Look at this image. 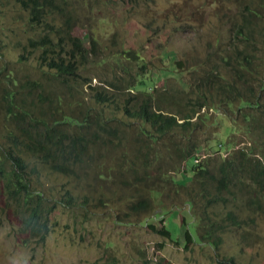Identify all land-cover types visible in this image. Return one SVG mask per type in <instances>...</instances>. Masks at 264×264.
Returning a JSON list of instances; mask_svg holds the SVG:
<instances>
[{
    "label": "trees",
    "instance_id": "1",
    "mask_svg": "<svg viewBox=\"0 0 264 264\" xmlns=\"http://www.w3.org/2000/svg\"><path fill=\"white\" fill-rule=\"evenodd\" d=\"M135 2L19 0L30 32L19 63L28 65L27 53H39L37 75L22 78L16 66L0 67V182L27 231L42 241L50 232L47 199L37 183L43 172L86 184L102 205L110 201L104 188L109 189L126 199L132 212L127 217L154 209L153 198L162 193L178 199L181 191L201 242L219 249V230L255 227L256 217H264V0H215L230 12L205 22L198 18L203 5L188 6L182 23L200 22L201 32L189 24L182 30H195L205 54L177 59L173 49L163 51L165 41L153 55L156 73L143 53L146 43L128 46L119 27L107 34L106 23L118 18L108 9H131ZM77 27L86 29L88 44ZM174 29L170 40L181 30ZM168 73H178V87L159 88L158 80ZM228 113L235 115L229 114L232 132L225 143L231 152L197 161L196 153L206 146L199 136L215 142L209 147L215 154L223 153L224 143L204 132L208 122L218 125ZM242 135L246 144L236 148ZM183 163L193 173L190 184L176 179ZM66 195L72 205V191ZM216 206L231 209L218 217L212 212ZM240 208L252 215L240 218ZM164 214L156 211L153 218L164 222ZM151 219L144 223L154 227ZM159 233L174 239L166 225ZM193 238L185 230V248ZM225 261L236 264L233 257Z\"/></svg>",
    "mask_w": 264,
    "mask_h": 264
},
{
    "label": "rangeland",
    "instance_id": "2",
    "mask_svg": "<svg viewBox=\"0 0 264 264\" xmlns=\"http://www.w3.org/2000/svg\"><path fill=\"white\" fill-rule=\"evenodd\" d=\"M134 5L135 7L131 9L130 5L121 9L112 7L108 9V14H116L118 18L111 19L114 21L112 25L106 23L107 34L119 27L128 46L136 48L139 43H146L143 53L153 62L150 66L152 73L158 71L157 68H153L154 64H158L153 55L161 52L160 44H164L165 41L169 42V45L163 51L173 49L177 59L185 58L189 54L200 56L205 54V44L195 30L191 28L182 30L183 24H189L201 32V27H198L200 22L188 20L187 23H182L188 6L203 5L202 14L198 15L201 22L209 20L214 15L230 12V9L227 10L228 7L223 8L215 0H136ZM233 7L231 9H234ZM219 9L221 11H218ZM150 22H156L153 29L146 27ZM0 23V51L3 56L0 59V67L8 64L10 67L16 66L22 78H27L28 73L36 76L34 68L39 53H32L29 49L28 65L19 63L22 44H27L30 37L26 25V12L21 9L19 0H2ZM174 27L181 30L177 32L176 39L170 40L169 34L171 32L173 34ZM160 28L162 29L156 36L155 31ZM86 32L82 27L75 29V33L84 37L88 44ZM94 81L97 83V79ZM168 83L178 87V73L162 74L157 86L164 87ZM209 113L219 119L218 112L210 110ZM229 114L235 116L231 113H228V116L222 114L223 121L220 119L222 128L219 127L220 122L218 125L208 122L210 129L204 132L206 136L217 137L224 143V145L221 143L223 153L215 154L214 148H209L215 145V142L206 143L199 136L201 143L206 145L196 153L199 155V162L212 156H227L231 152L226 151L225 146L226 139L232 132L233 121ZM244 140L245 136L242 135V140H237L238 144L235 147L245 145ZM191 161L192 159L188 161V165L183 163L180 167L181 170L176 175L177 181L190 184L193 173L190 170L185 172V168L186 165L191 166ZM174 172L171 174L175 175ZM43 174L41 183L37 182L40 184L38 189L44 190L47 199L45 209L50 211L48 215L50 232L44 241L31 236L27 231L29 229L24 225V218L17 204L8 197L0 182V264H229L223 261L231 257L236 264H264V217H256L255 227L231 226L219 230L218 234L222 235L223 242L219 249H216L211 244L201 242L196 221L188 213L189 205L183 200L184 194L181 191H178V199L177 196L171 197L172 194L166 193L153 198L154 209L159 213L162 211L165 213L163 222L160 218H153L156 211L152 208L148 211L142 209L139 214L127 217L126 215L132 212L126 207V199L120 201V198L107 188L104 190L110 201L102 205L90 195L86 184L76 186L62 174L51 172ZM116 184L118 186L120 182ZM68 190L72 191L74 197L72 205H68L64 200L67 198ZM228 209L231 207L216 206L212 208V212L218 213V217H223ZM237 213L240 218L252 215L248 209L241 208ZM147 217L152 218L151 224L154 227L144 223ZM183 218L187 224L183 223ZM163 225L172 230L174 239L166 238L159 233ZM187 229L194 237V244L185 248Z\"/></svg>",
    "mask_w": 264,
    "mask_h": 264
},
{
    "label": "clouds",
    "instance_id": "3",
    "mask_svg": "<svg viewBox=\"0 0 264 264\" xmlns=\"http://www.w3.org/2000/svg\"><path fill=\"white\" fill-rule=\"evenodd\" d=\"M197 161H199V155L197 156Z\"/></svg>",
    "mask_w": 264,
    "mask_h": 264
}]
</instances>
